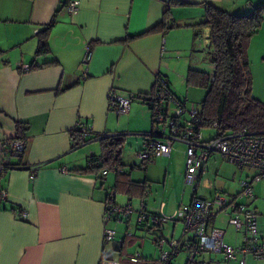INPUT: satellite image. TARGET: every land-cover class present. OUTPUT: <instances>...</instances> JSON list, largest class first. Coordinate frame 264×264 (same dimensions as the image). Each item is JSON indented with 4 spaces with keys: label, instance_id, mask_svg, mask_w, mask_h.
Segmentation results:
<instances>
[{
    "label": "crops",
    "instance_id": "obj_1",
    "mask_svg": "<svg viewBox=\"0 0 264 264\" xmlns=\"http://www.w3.org/2000/svg\"><path fill=\"white\" fill-rule=\"evenodd\" d=\"M68 1L0 0V148L3 140L19 135L17 122L23 124L21 134L26 139L22 156L9 158L10 164L26 167L0 170V189L7 193L0 203V264L125 262L126 244L134 243L136 237L143 238L128 231L118 236L117 223L129 224L132 216L139 235L161 234L180 241L182 232L177 234L176 229L182 221L175 212L192 197L191 187L184 183L186 146L176 141L168 156L154 157L144 167L141 162L129 165L132 156L130 149L124 153L125 144L130 147L135 144L137 156L144 135L151 128V114L139 100L131 102L127 114H115L108 109V92L115 87L125 94L148 93L154 88L156 75L163 74L176 94L165 72L178 59L174 54L186 48L199 51L201 36L210 72L213 69L209 28L193 25L204 19V3L236 14L248 13L264 3V0H78V9L69 12ZM168 7L177 26L145 33L162 20ZM47 26L48 50L37 54L39 32ZM86 46L90 47L91 55L85 64L82 57ZM188 57V70L203 71ZM77 122L89 125L96 134L125 135L120 151L115 152L120 156L118 171L129 180L143 183L144 191L137 186L130 190L125 186L116 188L114 168L115 174L106 169L103 176L100 172H82L91 158L101 160L102 147L99 140H90L73 148V134L78 136L74 130ZM216 155L219 154H212L206 162L197 195L211 197L216 192L236 190V183L230 190L225 179L216 177L212 181L205 176ZM33 167L36 168L31 177ZM174 169L183 174V184L190 191L183 189L181 196L165 197L166 185L172 177L170 171ZM215 172L218 174L219 169ZM109 191L115 194L113 203L133 208L131 216L105 224L103 215ZM252 198H245L244 203L256 211L251 206ZM260 206L262 212L256 211L259 232L264 231V202ZM141 207L169 219L159 228L151 224L140 227L136 219ZM212 223L225 230L228 242L234 245L243 242V232H236L227 223L226 215L217 216ZM105 228L113 230V239H105ZM117 253L120 259H112ZM204 255L203 261L208 260V264H239L238 260L226 261L220 253L201 256ZM245 264H264V258L247 255Z\"/></svg>",
    "mask_w": 264,
    "mask_h": 264
},
{
    "label": "built area",
    "instance_id": "obj_2",
    "mask_svg": "<svg viewBox=\"0 0 264 264\" xmlns=\"http://www.w3.org/2000/svg\"><path fill=\"white\" fill-rule=\"evenodd\" d=\"M66 7L69 12H74L79 7V1L69 0ZM90 55V47L86 46L82 63L86 64ZM134 94H125L118 88L111 87L108 92V109L117 115L127 114L131 102L135 99ZM145 101L146 103L143 104L151 114V128L144 135L142 148L137 152L143 167L154 157L168 156L176 141L186 146L184 183L191 187L192 197L188 203L181 204L179 210L175 212L182 221V239L169 240L161 234H155L152 243L158 250V258L148 260L140 252H136L127 256L125 262L103 260L100 264H140L141 262L175 264L174 257L183 250L187 253V262L196 261V258L204 253H220L226 261L238 260L239 264H245L247 255L264 258V231L258 230L257 213L240 201L243 198H251L253 184L264 178V134L246 131L224 133L218 131L214 123L212 128L216 130V134L206 139L203 135L198 104L193 102L188 104L187 100L177 98L169 90L163 74L156 75L154 89L146 96ZM74 130L83 144L107 136L106 133H94L89 125L81 122H77ZM25 148L24 137L3 140L0 148V170L2 171L4 165L9 163L10 157L22 156ZM215 153L240 168L256 170L255 175L240 180L241 189L238 193L216 192L211 197L196 194L206 162ZM99 161L100 159L97 158L95 164ZM35 168L33 167L31 177ZM106 173V169L100 171L102 176ZM114 195L113 191H109L106 196L103 215L105 224L112 220H125L133 212L130 205L120 206L113 203ZM6 196V190L0 189V203L5 201ZM221 214L227 216V223L236 232H243V242L240 245L228 242L225 230L212 223V220ZM168 219L167 216L147 212L141 207L136 220L140 227L151 224L159 228ZM104 237L107 240L113 239V230L105 228Z\"/></svg>",
    "mask_w": 264,
    "mask_h": 264
},
{
    "label": "trees",
    "instance_id": "obj_3",
    "mask_svg": "<svg viewBox=\"0 0 264 264\" xmlns=\"http://www.w3.org/2000/svg\"><path fill=\"white\" fill-rule=\"evenodd\" d=\"M205 17L193 24L195 27L209 28V41L212 47L210 63L211 72L189 69L186 82L205 89V95L199 106V117L202 127H212L214 123L220 132L237 133L252 132L264 134V102L252 94V74L248 59V47L251 37L259 30L264 22V3L254 7L244 14L231 13L211 3H204ZM170 8L163 13L162 20L145 31L168 29L177 24L171 19ZM49 26L39 32L37 54L48 50ZM158 75V74H157ZM167 81V79H166ZM168 83V81H167ZM155 85V84H154ZM169 90H171L168 83ZM154 89V88H153ZM148 93H135V99L146 103ZM174 94V93H173ZM179 98L176 94H174ZM181 99V98H179ZM183 100V99H182ZM19 135L15 139L23 138V124L16 123ZM76 132V131H75ZM125 140L124 134L103 136L99 139L102 147L101 160L95 164L96 158H91L83 173H99L102 169L116 170V188L124 187L127 190L133 186L145 190V185L129 180L125 173H120L119 153ZM83 145L79 136L73 134V148ZM26 167L15 164H5L4 168ZM28 167V166H27ZM113 201V200H112ZM188 264L196 263L187 262ZM203 264V263H202Z\"/></svg>",
    "mask_w": 264,
    "mask_h": 264
},
{
    "label": "rangeland",
    "instance_id": "obj_4",
    "mask_svg": "<svg viewBox=\"0 0 264 264\" xmlns=\"http://www.w3.org/2000/svg\"><path fill=\"white\" fill-rule=\"evenodd\" d=\"M204 36H201L199 39L198 45L199 51L191 52L190 48H186L182 50L179 54H174L173 57L178 58L173 61L172 64H170L169 69L170 71L165 72L170 77V84L173 88L176 95L183 99L187 100L188 104L190 102L200 104L202 99L205 95V89L199 86H196L194 84H188L186 82V75L188 72V61L189 57L191 56V59L197 63V65H200L202 67L201 69L206 72H210V66L208 62V55L206 53L205 44H203ZM162 54L165 53L164 47L162 48ZM248 59L250 62V69L252 74V94L259 99L260 101L264 102V22H262L261 27L259 30L251 37L249 47H248ZM166 67V66H163ZM137 100V99H134ZM216 134V130L212 127H203V135L204 137L210 138L213 137ZM136 145L133 144L131 147L128 143L125 144V151L130 149L129 154L132 156L129 165H133L134 163H139L140 160L137 156H135V149ZM211 166L209 167V172L205 174V176L212 179V181L215 180L216 177L223 178L227 181V189L232 190V186L234 183L237 185L236 192L240 190L239 188V181L240 179L247 178L248 176L254 175L255 170L250 168H240L232 163H229L227 161H223L220 157V155L213 156L211 159ZM216 168L219 169L218 174H216L215 170ZM138 169H134V172H137ZM184 173V172H183ZM110 174H115L113 169H111ZM170 174L172 177L169 179L168 184L166 185V189L164 192L165 197H175V196H181V192L183 189L190 191V188L188 186H185L183 184V174L181 172H178L177 169H174L173 172L170 171ZM231 184V188L228 187V185ZM185 186V187H184ZM187 187V188H186ZM229 190H226V193H235L234 192H228ZM155 195L154 192H152V196ZM255 196V198H254ZM251 206L253 208H256V211L262 212L261 210V202H264V178L260 180L254 187H253V198H252ZM243 202H245V198L242 199ZM113 224V223H112ZM112 224H110L112 226ZM118 224V236L123 235L124 233L133 232L132 234L136 236L143 237L142 239L134 238L135 242L131 244H126V247L124 248V256L132 255L136 252H140L142 256L145 259L151 260L156 259L159 256L158 250L155 245L151 243L152 234L147 235H139L137 233V230L134 228L135 225V216H132L131 220L128 223H117ZM128 227V229H127ZM131 228V229H130ZM126 231V232H125ZM182 232V225L178 226V229H176L177 234H181ZM108 247V246H107ZM204 256H198L196 258V263L192 264H202L203 262L205 264H208V260L203 261ZM123 257V256H122ZM112 259L118 260L120 259L119 254H113L111 256ZM203 261V262H202ZM174 263L175 264H188L187 263V253L183 250L179 252V254L174 257ZM203 263V264H204ZM140 264H146L144 262H141ZM214 264V263H212Z\"/></svg>",
    "mask_w": 264,
    "mask_h": 264
}]
</instances>
